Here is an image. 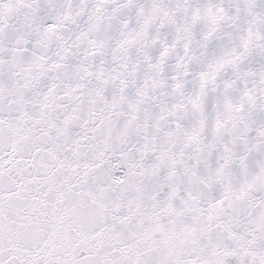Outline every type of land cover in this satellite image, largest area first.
<instances>
[{
	"label": "snow or ice",
	"instance_id": "6c2138e0",
	"mask_svg": "<svg viewBox=\"0 0 264 264\" xmlns=\"http://www.w3.org/2000/svg\"><path fill=\"white\" fill-rule=\"evenodd\" d=\"M0 264H264V0H0Z\"/></svg>",
	"mask_w": 264,
	"mask_h": 264
}]
</instances>
